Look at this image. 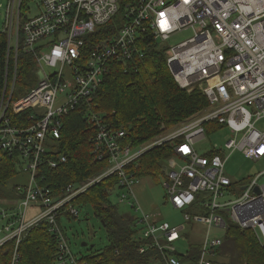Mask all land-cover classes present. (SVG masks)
<instances>
[{
	"label": "built area",
	"instance_id": "1",
	"mask_svg": "<svg viewBox=\"0 0 264 264\" xmlns=\"http://www.w3.org/2000/svg\"><path fill=\"white\" fill-rule=\"evenodd\" d=\"M34 9L37 14L30 16ZM120 9L122 20L115 35L94 43L82 62L84 38L107 25ZM183 30H191L192 36L168 47L167 66L181 90H198L206 98L207 109L180 124L178 130L164 132L146 144L125 143L123 131L100 124L90 100L109 63L143 57L139 44L144 34L166 45ZM2 32L7 44L0 99V152L18 153L24 161L22 170L29 176L28 184L18 187L22 197L13 211L0 213V247L15 241L10 264L18 262L17 249L23 237L42 222L57 240L51 264H90L72 254L57 219L64 215L77 218L80 211L72 203L75 198L110 176L117 179V205L138 213L134 218L140 237L148 242L139 248V254L153 249L162 264H182L190 249L180 248L186 241L180 226L172 228L161 222L159 215L140 208L134 194L139 180L127 170L142 155L169 142H174L173 156L163 169L167 202L181 212L186 223L183 227H204L194 263L212 264L222 244L221 237L212 231L224 230L227 221L253 230L264 245V184L255 178L235 196L226 175L232 153L239 152L252 161L264 158V127L257 126L264 121V0H7ZM21 49L34 58L37 78L39 72L42 78L24 97L14 100ZM80 103L87 105L86 119L96 126L94 160L106 162L107 167L92 179L67 185L54 195L37 183L39 169L66 162L65 157L55 161L47 154L60 137L61 118ZM27 109L33 110L30 119H37L35 123L12 126L8 113ZM209 123L227 129L229 137L223 147L210 145L200 154L199 144L204 145ZM29 211L33 213L27 215Z\"/></svg>",
	"mask_w": 264,
	"mask_h": 264
},
{
	"label": "trees",
	"instance_id": "2",
	"mask_svg": "<svg viewBox=\"0 0 264 264\" xmlns=\"http://www.w3.org/2000/svg\"><path fill=\"white\" fill-rule=\"evenodd\" d=\"M122 13L120 9L107 25L99 28L94 35L84 38L82 62L94 43L112 39L122 20ZM6 44L7 37L0 31V99L4 85ZM139 46L143 52L142 58L109 63L102 84L90 100L92 112L100 116V124L123 131L126 135L124 142L132 146H140L156 139L193 116L203 114L208 106L206 98L198 90L187 93L175 83L167 66V45L155 42L150 35L144 34ZM17 69L14 100L26 95L37 83L34 58L22 49L19 51ZM11 74L9 65L8 76ZM86 113L87 105L80 103L60 120V137L53 142L51 148L54 150L47 157L55 161L59 157H65L66 162L56 168L44 165L39 169L37 183L51 189L54 195H58L67 185H79L92 179L107 167L106 162L94 160L92 140L96 126L86 119ZM32 114L33 110L27 109L19 114L9 112L8 117L12 126L28 127L37 120L30 119ZM222 129L216 123H209L205 127L207 135L218 133ZM173 143H164L145 153L127 168L128 172L138 180L159 175L162 177L163 169L173 156ZM208 156L211 157V154ZM23 164L18 153L10 155L0 152V203H15L21 199L18 192L20 186H11L10 182L20 175ZM238 183L232 181L231 185L235 196L240 195ZM116 185V177L110 176L72 202L74 207L84 212L86 218L91 213L105 234L106 243L82 259L88 260L90 264H162L158 253L153 249L139 254V248L148 242L141 239L136 219L130 214L119 213L118 205L110 200L117 191ZM15 206L16 203L12 208ZM63 217L74 219L67 215ZM63 217L57 219L60 228ZM222 232V244L216 250L212 264H264V245L253 230L241 229L227 221ZM14 246L15 241L11 240L0 247V264L11 263ZM197 251L196 247L183 262H194ZM17 252V264H51L57 253V240L49 232L48 225L42 222L27 232L18 245Z\"/></svg>",
	"mask_w": 264,
	"mask_h": 264
},
{
	"label": "rangeland",
	"instance_id": "3",
	"mask_svg": "<svg viewBox=\"0 0 264 264\" xmlns=\"http://www.w3.org/2000/svg\"><path fill=\"white\" fill-rule=\"evenodd\" d=\"M6 2L7 0H0V31H2L3 29L4 8ZM36 14L37 9H34L32 11V15L30 16H34ZM191 36V30H183L173 35L168 40L166 45L170 48L177 46L179 43L189 39ZM32 87H35V85ZM257 126L258 128H263L264 121L259 123ZM181 127L182 125L175 126L167 130L165 133L169 134ZM228 137L229 132L227 129H222L219 134L207 135L204 140V145L199 144L200 149L198 150V152L200 154H203L210 145H216L219 148L223 147ZM226 175L231 181L239 182V188L244 187L247 183L254 180L255 178H259V184H264V158L259 161H252L245 159L239 152L232 153L229 156L228 162L226 164ZM28 182L29 176L22 170L20 175H18L10 182V185L23 187L26 186ZM134 194L140 208L150 215H159L161 222L169 224L172 228L186 224L183 221L182 214L179 211L173 209L167 202L163 189V175L162 177L159 175L151 178H142L134 187ZM234 195H236V193H234ZM231 199L233 200V198ZM110 200L113 204H118L117 193L113 194ZM14 205L15 203L11 201H6L3 203L1 202L0 208L1 210L6 209L13 211L12 207ZM117 208L119 213L121 214H130L133 217L138 216V213L125 205H118ZM32 213L33 212L29 211L27 215H31ZM2 224L3 221L0 219V228L2 227ZM61 228L67 239L70 251L78 259L89 256L92 250L94 251L106 243L104 231L100 227L97 219H95L91 213L87 216V218L82 210L80 211V214L77 218L69 220L63 217ZM199 229L201 230V227H198V230ZM212 234L216 237H221L223 232L213 230ZM191 239L195 244L198 243V238L195 235H191ZM190 243V239L188 241H185L184 243L181 242V250L185 249V247L189 245H192ZM83 244H86V246H83Z\"/></svg>",
	"mask_w": 264,
	"mask_h": 264
},
{
	"label": "crops",
	"instance_id": "4",
	"mask_svg": "<svg viewBox=\"0 0 264 264\" xmlns=\"http://www.w3.org/2000/svg\"><path fill=\"white\" fill-rule=\"evenodd\" d=\"M181 213V212H180ZM3 225V224H2ZM198 227H201V230L199 229L198 230ZM180 232L182 233V235L184 236V238L186 239V241H188L190 239L192 245H189L187 247H185L184 250H186L187 248L190 249V252L192 251L193 252V249H195L196 247L198 248L200 246V243H201V235H202V232L204 230V227L203 226H199V225H195V226H180ZM203 228V230H202ZM191 235H195L197 238H198V243L195 244L193 242V240L191 239ZM183 264H195L194 262L192 261H189V262H183Z\"/></svg>",
	"mask_w": 264,
	"mask_h": 264
},
{
	"label": "water",
	"instance_id": "5",
	"mask_svg": "<svg viewBox=\"0 0 264 264\" xmlns=\"http://www.w3.org/2000/svg\"><path fill=\"white\" fill-rule=\"evenodd\" d=\"M38 78L41 79L42 78V73H38ZM255 193L258 194V190L255 189ZM83 246H86V244H83Z\"/></svg>",
	"mask_w": 264,
	"mask_h": 264
}]
</instances>
